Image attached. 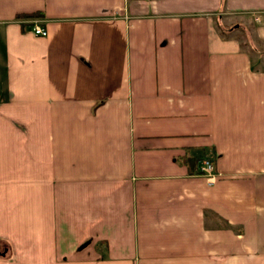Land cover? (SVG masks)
<instances>
[{
    "label": "crops",
    "instance_id": "1",
    "mask_svg": "<svg viewBox=\"0 0 264 264\" xmlns=\"http://www.w3.org/2000/svg\"><path fill=\"white\" fill-rule=\"evenodd\" d=\"M0 264H264V0H0Z\"/></svg>",
    "mask_w": 264,
    "mask_h": 264
},
{
    "label": "built area",
    "instance_id": "2",
    "mask_svg": "<svg viewBox=\"0 0 264 264\" xmlns=\"http://www.w3.org/2000/svg\"><path fill=\"white\" fill-rule=\"evenodd\" d=\"M18 21L22 24L29 25L34 34L39 35L46 32V22L43 21L41 16L20 17ZM198 169L202 174L206 175L208 182H213L217 170H215L214 162L211 158H208L207 156L202 157L199 161Z\"/></svg>",
    "mask_w": 264,
    "mask_h": 264
},
{
    "label": "trees",
    "instance_id": "3",
    "mask_svg": "<svg viewBox=\"0 0 264 264\" xmlns=\"http://www.w3.org/2000/svg\"><path fill=\"white\" fill-rule=\"evenodd\" d=\"M18 16L21 17V18H25V17H31V16H34V17H38V16H41V12L40 11H28V12H25V13H18ZM26 24H22V26H25ZM100 99H98L97 101H99Z\"/></svg>",
    "mask_w": 264,
    "mask_h": 264
}]
</instances>
